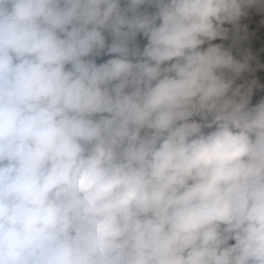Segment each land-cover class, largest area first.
I'll return each instance as SVG.
<instances>
[{
	"label": "clouds",
	"instance_id": "clouds-1",
	"mask_svg": "<svg viewBox=\"0 0 264 264\" xmlns=\"http://www.w3.org/2000/svg\"><path fill=\"white\" fill-rule=\"evenodd\" d=\"M0 264H264V0H0Z\"/></svg>",
	"mask_w": 264,
	"mask_h": 264
},
{
	"label": "trees",
	"instance_id": "trees-1",
	"mask_svg": "<svg viewBox=\"0 0 264 264\" xmlns=\"http://www.w3.org/2000/svg\"><path fill=\"white\" fill-rule=\"evenodd\" d=\"M137 39L140 41L141 43V47H143V45L146 43V40H144V38L142 36H138ZM111 40V37L109 36V41ZM109 57H104L103 59H107ZM98 62H103L102 60H98Z\"/></svg>",
	"mask_w": 264,
	"mask_h": 264
}]
</instances>
